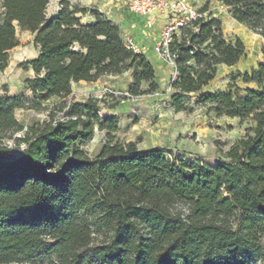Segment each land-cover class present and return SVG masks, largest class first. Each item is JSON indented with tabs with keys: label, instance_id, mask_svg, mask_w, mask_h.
<instances>
[{
	"label": "trees",
	"instance_id": "obj_1",
	"mask_svg": "<svg viewBox=\"0 0 264 264\" xmlns=\"http://www.w3.org/2000/svg\"><path fill=\"white\" fill-rule=\"evenodd\" d=\"M219 1L264 42V0ZM48 2L0 0V69L19 44L16 26L38 48L21 64L34 73L24 84L38 100L0 95V264H264V64L204 91L220 66L245 56L244 44L227 40L214 18L180 28L168 44L175 110L196 94L215 117L252 125L213 165L141 150L114 140L117 117L99 115L100 98L76 100L72 84L128 72L126 92L150 94L152 63L96 6L60 0L47 16ZM238 77L254 87H237ZM52 98L46 120L23 127L15 118ZM95 127L107 140L89 156L83 146Z\"/></svg>",
	"mask_w": 264,
	"mask_h": 264
},
{
	"label": "rangeland",
	"instance_id": "obj_2",
	"mask_svg": "<svg viewBox=\"0 0 264 264\" xmlns=\"http://www.w3.org/2000/svg\"><path fill=\"white\" fill-rule=\"evenodd\" d=\"M59 1L49 0L46 6L47 16L57 13ZM69 1L85 6L117 3V0ZM192 4L198 9L206 5L204 17L219 20L224 37L227 40H234L237 37L245 47V56L233 66H220L214 79L204 87V91L224 90L233 83L232 77L236 72H250L259 64H264L263 40L235 21L219 0H194ZM14 25L16 26V23ZM16 36L19 44L9 51L6 67L0 69V95L21 96L28 101H35L38 100V96L34 97L24 84V80L34 77V73L21 64L35 57L38 48L34 45L33 34L29 31L20 30L16 26ZM156 55L162 59L158 53ZM152 65L158 88L150 94L129 95L126 92L130 79L128 72L119 76L101 77L95 82L73 83L72 94L76 100H83L89 95L103 100L99 115L101 117L115 115L118 119L114 140L134 141L138 149L157 148L168 157L184 161H199L210 165L217 163L229 147L245 135L252 123L226 116L215 117L209 105L196 103V94L185 96L184 109L175 110L172 105L171 82L176 74H173L171 63L162 59L159 65L153 60ZM235 84L239 88L254 87L253 84L242 83L240 77L236 78ZM235 90L234 86L232 91ZM57 101V98H52L42 102L40 109L18 108L14 111L15 118L23 127L44 121L47 119L49 107ZM115 102L117 105L114 108L108 107ZM15 136H18V133ZM106 140V131L95 127L92 139L83 146V150L87 155L94 156ZM7 143L12 147L13 153L18 152L12 139H7ZM255 264L262 263L258 261Z\"/></svg>",
	"mask_w": 264,
	"mask_h": 264
},
{
	"label": "built area",
	"instance_id": "obj_3",
	"mask_svg": "<svg viewBox=\"0 0 264 264\" xmlns=\"http://www.w3.org/2000/svg\"><path fill=\"white\" fill-rule=\"evenodd\" d=\"M117 2L131 13L144 17L148 28L152 27L154 17L158 13L167 15L168 20L155 41L154 50L171 64L173 63L168 53V44L173 35L177 34L180 28L204 16V12L188 0H117ZM126 43L133 50H137L136 43L132 40H127Z\"/></svg>",
	"mask_w": 264,
	"mask_h": 264
},
{
	"label": "crops",
	"instance_id": "obj_4",
	"mask_svg": "<svg viewBox=\"0 0 264 264\" xmlns=\"http://www.w3.org/2000/svg\"><path fill=\"white\" fill-rule=\"evenodd\" d=\"M188 1L193 3L194 0ZM95 6L103 12L108 19L119 26L121 36L125 42L127 40H132L136 43V51L143 53L152 64L153 60L158 62V65L161 63L162 59L156 55L154 44L161 29L168 20L165 13H158L154 17L152 27L148 28L144 17L131 13L118 2L112 5L96 4ZM150 59H152V61ZM171 66L173 74H175L174 65L171 64Z\"/></svg>",
	"mask_w": 264,
	"mask_h": 264
}]
</instances>
